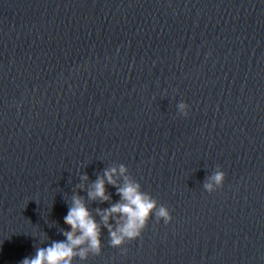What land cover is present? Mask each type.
Instances as JSON below:
<instances>
[{
  "label": "water",
  "instance_id": "95a60500",
  "mask_svg": "<svg viewBox=\"0 0 264 264\" xmlns=\"http://www.w3.org/2000/svg\"><path fill=\"white\" fill-rule=\"evenodd\" d=\"M119 165L171 222L73 264H264V0H0V264Z\"/></svg>",
  "mask_w": 264,
  "mask_h": 264
},
{
  "label": "clouds",
  "instance_id": "9594fccd",
  "mask_svg": "<svg viewBox=\"0 0 264 264\" xmlns=\"http://www.w3.org/2000/svg\"><path fill=\"white\" fill-rule=\"evenodd\" d=\"M187 109L188 106L183 102L177 105L182 116H187ZM127 173L128 169L124 165L106 168L103 175H98L91 184L87 183L86 174L81 175L78 190L86 193L88 201L107 203L108 207H96L94 216L84 198L73 194L64 217V225L68 230L61 231L64 239L36 248L35 255L24 258L20 264H73L76 259L84 262L90 255L101 254L102 230L107 231L111 247L123 248L126 242L140 238L153 216L156 222L162 220L165 225L170 223L172 217L167 208L162 205L158 207L157 201L141 191L140 184L130 179ZM224 178V173L218 169L208 178L204 190L213 193L223 186ZM106 185L115 189L119 200L111 202V196L106 194Z\"/></svg>",
  "mask_w": 264,
  "mask_h": 264
}]
</instances>
